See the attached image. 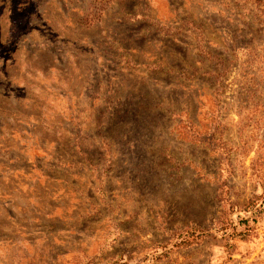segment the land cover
I'll use <instances>...</instances> for the list:
<instances>
[{
    "label": "rangeland",
    "instance_id": "1",
    "mask_svg": "<svg viewBox=\"0 0 264 264\" xmlns=\"http://www.w3.org/2000/svg\"><path fill=\"white\" fill-rule=\"evenodd\" d=\"M0 264H264V0H0Z\"/></svg>",
    "mask_w": 264,
    "mask_h": 264
},
{
    "label": "trees",
    "instance_id": "2",
    "mask_svg": "<svg viewBox=\"0 0 264 264\" xmlns=\"http://www.w3.org/2000/svg\"><path fill=\"white\" fill-rule=\"evenodd\" d=\"M248 230H250V227H245V229L244 230H242V231H233V232H235V234L236 235H240V236H242L243 234H244V232H247ZM233 232H232V234H233ZM187 243V242H186ZM185 243V244H186ZM188 244V243H187Z\"/></svg>",
    "mask_w": 264,
    "mask_h": 264
}]
</instances>
